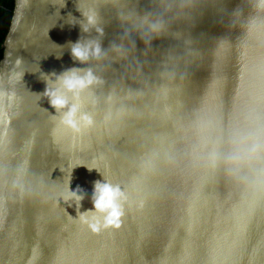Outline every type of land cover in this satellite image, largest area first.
<instances>
[{
    "label": "water",
    "instance_id": "water-1",
    "mask_svg": "<svg viewBox=\"0 0 264 264\" xmlns=\"http://www.w3.org/2000/svg\"><path fill=\"white\" fill-rule=\"evenodd\" d=\"M90 40L105 54L74 58ZM72 69L101 80L80 93L93 123L79 132L45 94ZM97 181L127 200L118 226L94 231L80 214ZM0 264H264L259 0H16L0 65Z\"/></svg>",
    "mask_w": 264,
    "mask_h": 264
},
{
    "label": "clouds",
    "instance_id": "clouds-1",
    "mask_svg": "<svg viewBox=\"0 0 264 264\" xmlns=\"http://www.w3.org/2000/svg\"><path fill=\"white\" fill-rule=\"evenodd\" d=\"M259 6L264 7V0H259ZM97 20L94 15L88 16L87 24L84 25V31L89 30V26H96ZM153 31H159L161 25L159 23L151 24ZM101 34L103 30L96 28ZM71 53L74 58L81 62H86L92 57L100 58L105 53L102 50L99 41L90 40L86 43L77 42L73 45ZM101 83L91 69L81 70L72 69L66 71L58 77V86L48 88L46 95L50 99V103L58 111L66 109L62 112L61 124L74 132H79L82 128L92 125L93 118L88 113L81 112L80 93L91 88L93 85ZM67 92L73 93L77 102L70 103ZM77 202L83 199L77 193H71ZM127 200L126 194L121 190L119 185L111 183H103L97 181L93 194L94 211L81 213L80 219L86 223L94 231L109 226H118L121 217L124 215V202Z\"/></svg>",
    "mask_w": 264,
    "mask_h": 264
},
{
    "label": "trees",
    "instance_id": "trees-1",
    "mask_svg": "<svg viewBox=\"0 0 264 264\" xmlns=\"http://www.w3.org/2000/svg\"><path fill=\"white\" fill-rule=\"evenodd\" d=\"M16 0H0V65L4 58V45L10 31Z\"/></svg>",
    "mask_w": 264,
    "mask_h": 264
}]
</instances>
